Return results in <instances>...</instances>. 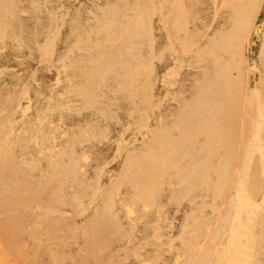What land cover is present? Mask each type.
Returning a JSON list of instances; mask_svg holds the SVG:
<instances>
[{
  "label": "bare ground",
  "instance_id": "obj_1",
  "mask_svg": "<svg viewBox=\"0 0 264 264\" xmlns=\"http://www.w3.org/2000/svg\"><path fill=\"white\" fill-rule=\"evenodd\" d=\"M57 2L0 0L4 225L20 214L2 205L19 206L40 231L84 236L99 260L119 250L112 264H264V142L253 138L264 126V25L255 89L246 58L262 0H77L96 36L85 67L83 53L65 57L71 30L58 26ZM159 15L168 40L154 54ZM172 39L187 54L178 67ZM41 56L57 65L40 72ZM164 69L177 77L169 105L137 151H122L126 133L145 131ZM62 82L54 105L41 87ZM45 208L54 223L41 221ZM46 264H59L52 249Z\"/></svg>",
  "mask_w": 264,
  "mask_h": 264
},
{
  "label": "rangeland",
  "instance_id": "obj_2",
  "mask_svg": "<svg viewBox=\"0 0 264 264\" xmlns=\"http://www.w3.org/2000/svg\"><path fill=\"white\" fill-rule=\"evenodd\" d=\"M76 4L77 0H58L55 9L57 13L56 21L58 26H61L63 24L62 22H66L68 20V22H66L67 28L71 30V37L68 38L63 48L65 51L66 59H70L71 56L77 58L80 53H83L85 58L83 67H85V65H88L89 56L97 52L91 50V45L93 43L92 41L94 37H96L95 34L91 32V26L94 21L93 19L88 17L85 12L77 10ZM156 21L158 24V29L155 32L159 34V42L153 46L154 54H157L168 40L164 29V18L159 15ZM263 25L264 0H262L261 2L260 10L256 15L246 42V58L248 60V63L250 64L249 77L247 80L250 89H255L260 86L258 69L261 67L259 49L260 33ZM78 34L84 35V39L80 43H76L75 37ZM104 38V35H102V38L100 39L102 42V44H100V48L105 50L106 52L111 51L113 47ZM172 43L175 61L174 66L178 67L187 59V54L179 49L180 47L178 46V43L175 39H172ZM36 65V68L40 72H46L52 66L57 65V63L47 56H41L40 61ZM176 82V76H170L168 70L164 69L162 71V80L157 87V93L159 97L158 99L156 98V101H154V103L148 108V111L147 113H145V116L143 118V127L145 128V131L138 128L131 133H126V138L121 143L122 151L127 149H134L135 151H137L142 142L145 139H149V129H151L154 124H157V116L159 114H162L169 105L170 99L173 96L175 90ZM31 85L32 78H29L27 87L31 88ZM65 85L66 83L63 82L60 84L46 83L41 87V92L44 95H47L48 98L51 99L52 103L56 105L60 102L59 99L62 96L63 92L66 90ZM260 101L264 103L263 96L260 97ZM258 133L259 135H255L254 133V140L260 143L261 141L264 142V126H259ZM118 153L115 152L111 154V158L109 159L110 163L118 157ZM261 157V159L264 161V151L262 152ZM96 176H98V174H96ZM10 184L13 187L14 181H10ZM2 207H4V209L6 210L12 209L11 214H20L19 216L22 219L18 217V219L14 223L9 224L11 226V229H9L4 225V223H6V216L8 214L0 212V264H46L47 251L49 249H52V251L56 252L59 255V264H97V261H99V264H112L119 256V250L114 249L109 251L108 249L102 254V257L104 258L102 260H99L95 258L96 254L93 251H90L89 249L84 247V236H79V238H76L75 236L71 235L72 230H67V232L64 233V231L59 232L55 230V228L54 233L49 235V228H46L45 231H40V229H42V226H39V223H29L27 219L30 216V214H27L29 211L26 213L23 208H20L19 206H9L8 204L2 205ZM33 208H35V205H30L26 207V210L30 209L31 211V209ZM54 214L56 213L48 212V209L45 208L42 211V216H44L45 219L41 221L46 220L45 224H47V222L51 224L54 223L51 219L48 218ZM81 214H84L83 211L76 213L77 216H81ZM257 214L258 207L252 205V210L250 212L251 223L254 221ZM24 217L27 218L25 219ZM67 222L68 224H71L69 227L74 226L71 218ZM154 233H156V238L161 237L158 229H153L150 240L152 242L156 241L155 237H153ZM144 240L145 239L140 240L137 245L142 246ZM156 242H158V240ZM144 248L145 247H143L142 249Z\"/></svg>",
  "mask_w": 264,
  "mask_h": 264
}]
</instances>
